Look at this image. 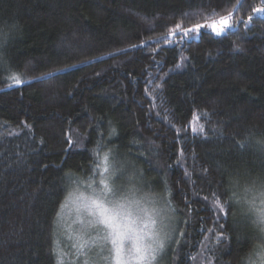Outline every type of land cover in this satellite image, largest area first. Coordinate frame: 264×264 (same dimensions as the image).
Returning a JSON list of instances; mask_svg holds the SVG:
<instances>
[{
    "label": "trees",
    "instance_id": "trees-1",
    "mask_svg": "<svg viewBox=\"0 0 264 264\" xmlns=\"http://www.w3.org/2000/svg\"><path fill=\"white\" fill-rule=\"evenodd\" d=\"M235 6L0 0V17L21 29L0 72V264H93L58 229L60 178L97 179V154L109 149L159 199L170 194L177 230L162 264H258L240 209L212 206L222 177L260 170L259 154L236 141L264 138V15L251 12L264 5ZM229 12L235 25L225 34L182 38ZM248 15L247 26L239 22ZM11 73L29 82L9 88ZM201 124L203 133L192 131Z\"/></svg>",
    "mask_w": 264,
    "mask_h": 264
},
{
    "label": "snow or ice",
    "instance_id": "snow-or-ice-1",
    "mask_svg": "<svg viewBox=\"0 0 264 264\" xmlns=\"http://www.w3.org/2000/svg\"><path fill=\"white\" fill-rule=\"evenodd\" d=\"M228 2L218 0L219 6ZM261 5H264V0H261ZM243 7L244 0H236L234 11H240ZM251 12L264 15V6H253ZM232 15L233 12H229L210 24L211 31L217 36L225 34L233 26L230 23ZM184 18L188 19L189 15L184 14ZM253 18V15H248L246 20L241 18L239 22L247 26ZM202 27L195 23L184 28L183 35L199 33ZM180 28V23L175 24L167 35H176ZM20 30L18 23H10L0 17V72L8 70L11 45ZM164 41L167 42V36ZM156 42L159 43L160 39L157 38ZM43 75L53 77L52 72ZM22 76L23 73L9 74L7 79L11 83L7 86L11 88L29 82ZM192 131L203 133L204 126L201 124L198 129L193 127ZM236 145L241 151L253 149L259 154L260 170L253 173L247 169L243 177L239 173L231 174L230 179L222 177L218 187L223 188V191L213 192L212 206L225 215L231 211L233 216L236 213L232 210L240 209V215L250 229L249 258L258 253V264H264V138L247 136L237 140ZM97 159L99 162H94V171L100 177L98 180L94 176L82 180L71 171L63 173L60 178L62 204L71 197L81 206L84 216L81 221V247L90 244L96 247L97 259L93 264H158L177 230L176 209L169 198L170 194L158 200L157 194L144 182L143 172L134 166L130 168L128 161L119 159L110 149L102 157L97 154ZM204 171L207 172V169ZM219 235H224V232L221 231Z\"/></svg>",
    "mask_w": 264,
    "mask_h": 264
},
{
    "label": "rangeland",
    "instance_id": "rangeland-1",
    "mask_svg": "<svg viewBox=\"0 0 264 264\" xmlns=\"http://www.w3.org/2000/svg\"><path fill=\"white\" fill-rule=\"evenodd\" d=\"M220 18L213 20V21H209L206 23L201 24L203 27L201 29V31H207L210 32L212 34L215 35L214 32L211 31L209 25L212 24L215 21H219ZM230 23L233 25L231 28L229 29H233L234 28V20L232 18H230ZM227 29V30H229ZM198 33L193 32V33H189L187 36L183 35L182 38H189V37H197ZM131 168V167H130ZM100 177L98 176V178L96 180H98ZM157 199L159 200V198L157 197ZM162 203V201H161ZM84 219V216L81 214V206L80 203L76 200H74L73 198L69 197L62 209L61 212L59 214V220H58V229L62 230L65 232L66 234V243H70L71 247L73 248L74 251H77V253L81 252L82 250H85V254L83 253V255H80V259L82 260H87L88 258H95V260L97 259V257L95 256V252L97 251L96 247L94 245H89L88 247H81V229H82V225H81V221ZM91 235H95V233H92ZM84 252V251H83ZM163 257V255H162ZM159 258L158 260V264H162L163 263V259ZM91 260V259H89Z\"/></svg>",
    "mask_w": 264,
    "mask_h": 264
}]
</instances>
